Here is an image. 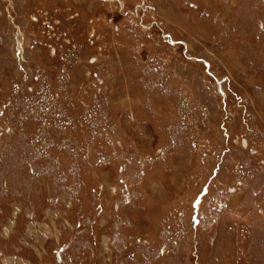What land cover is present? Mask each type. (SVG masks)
<instances>
[{
    "label": "rangeland",
    "instance_id": "rangeland-1",
    "mask_svg": "<svg viewBox=\"0 0 264 264\" xmlns=\"http://www.w3.org/2000/svg\"><path fill=\"white\" fill-rule=\"evenodd\" d=\"M0 264H264V0H0Z\"/></svg>",
    "mask_w": 264,
    "mask_h": 264
}]
</instances>
